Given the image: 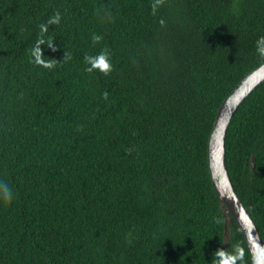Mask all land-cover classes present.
Segmentation results:
<instances>
[{
  "label": "trees",
  "instance_id": "16d2710c",
  "mask_svg": "<svg viewBox=\"0 0 264 264\" xmlns=\"http://www.w3.org/2000/svg\"><path fill=\"white\" fill-rule=\"evenodd\" d=\"M154 3L0 0V264H254L235 220L226 243L208 147L264 64V0ZM105 50L114 70L86 71ZM226 151L264 245V83Z\"/></svg>",
  "mask_w": 264,
  "mask_h": 264
},
{
  "label": "water",
  "instance_id": "95a60500",
  "mask_svg": "<svg viewBox=\"0 0 264 264\" xmlns=\"http://www.w3.org/2000/svg\"><path fill=\"white\" fill-rule=\"evenodd\" d=\"M264 83V64L246 76L220 107L209 140L208 162L212 183L219 197L225 219V240L230 239L232 221L243 233L254 264H264L261 234L241 201L227 164L226 139L233 118L245 101ZM254 160L252 168L254 169Z\"/></svg>",
  "mask_w": 264,
  "mask_h": 264
},
{
  "label": "clouds",
  "instance_id": "9594fccd",
  "mask_svg": "<svg viewBox=\"0 0 264 264\" xmlns=\"http://www.w3.org/2000/svg\"><path fill=\"white\" fill-rule=\"evenodd\" d=\"M161 2L162 0H155V3L153 4V9L155 10L157 7H159ZM59 22H60V17L58 14L52 20L49 21V23H52V24H58ZM41 32L42 33L47 32V27L42 25ZM93 39L98 42L101 39V37L95 36ZM44 43H45L44 39L42 38L38 39L37 47L33 49L32 54H33L35 63L40 64L46 68H51L53 67V65L50 63H46L42 59L43 54H42L41 49L38 47V45H42ZM256 46H257L258 55L260 57H264V36L260 37L257 40ZM85 61L90 65V67L86 68V71L88 72H92L95 69V70H99L100 72L104 74H108L114 70L113 65L111 63L110 53L107 50L103 51L101 54L97 56H86ZM0 197H2L5 201L11 202L13 198V192L7 184L0 183ZM217 255L219 257V264H224V261L226 260L229 261V264H235V260H236L235 257L230 258V259L226 258L224 257V254L221 250L217 252Z\"/></svg>",
  "mask_w": 264,
  "mask_h": 264
}]
</instances>
